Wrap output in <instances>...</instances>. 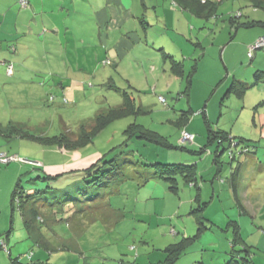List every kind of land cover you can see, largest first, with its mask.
Returning <instances> with one entry per match:
<instances>
[{
    "label": "rangeland",
    "instance_id": "1",
    "mask_svg": "<svg viewBox=\"0 0 264 264\" xmlns=\"http://www.w3.org/2000/svg\"><path fill=\"white\" fill-rule=\"evenodd\" d=\"M212 1L219 5L218 14L220 16L234 12V18L242 22L248 20L249 15H259L264 18V4H257V6L260 5L258 8L251 0ZM128 4L131 17L121 29L124 33L141 25L137 17L141 13L146 14L148 19L151 18L152 22H156V16H162L164 9L167 13L178 12V8L172 4L171 0H160V2L159 0H128ZM65 7L69 9L67 5ZM195 22L199 24L197 28L201 26L204 28L203 20ZM67 24L68 29L65 28L63 34L55 35L57 42L55 47L50 48L46 58L41 54H34L32 58L25 60L26 63L23 66L27 70L20 71L23 75L20 78L28 79L33 72V80L29 84L19 86L18 92L23 102L22 105L16 106L13 114L21 119L19 122L23 126L19 125V127L28 126L27 131L31 134L29 136L33 135L35 138L33 140L24 138L20 149L16 145L15 152L22 156V163L20 159L13 160L7 164H1L5 167L0 170L7 169L11 165L18 167L20 164L22 168H31H27L28 171L32 168H36V172L46 169L50 167V164L59 162L61 155L65 153L59 141L67 144L74 139L88 136L96 132L103 124L106 125V129L103 128L105 130L99 134L101 130H98V135L89 147V151L95 148L98 153H101L107 148L110 150L117 146L123 148L122 144L125 139L123 131L127 127H131L132 131L139 130L141 133L145 131L166 137L167 141L173 145H178L180 142L183 145L193 144L183 141L182 131L174 123L177 119L187 115L182 114V110L189 107V99L181 94L180 81L171 78L169 65L167 68L164 67V58L161 54L158 56L152 53L143 44L131 50L126 48L119 53L116 50L117 45L105 40V32H101L100 37L98 30L97 32L93 29L91 31L88 23H78L73 19ZM223 25L228 31V23L219 21L218 27L221 28ZM187 26L189 27L188 24ZM212 27L216 30V23H213ZM261 31L264 32V29L262 28ZM205 35L206 33L202 37ZM128 38L124 40L130 41L131 38ZM258 40L256 39L255 43ZM261 55L264 57L263 54ZM153 66L156 70H153ZM17 72L15 79L20 74L19 71ZM198 86L201 87L202 83L195 81L193 102ZM163 98L165 103L161 101ZM236 98L238 100V97ZM209 100L210 98L206 99V97L198 100L199 110ZM237 103L238 101H234L228 107L222 106L228 112H225L223 117L222 115L221 117L216 116L215 120L219 117V120L225 118L219 123L220 128L223 127L222 130L225 129L227 132L231 130L232 134L245 132L256 135L262 138L261 144L264 145V128L257 131L254 121L252 125L251 110H242ZM134 104L135 110L131 113V105ZM6 110L9 116L12 110L10 103ZM198 115L201 113H194V117ZM257 115L258 118L263 116L264 122V110L257 111ZM199 119L203 121L204 118L201 115ZM208 131L210 130L205 126L207 134ZM231 136H227V140H230ZM219 139L222 142L225 141L223 138ZM51 144H56V147L51 148ZM148 146L152 147V145ZM153 147L155 151L151 152L149 148L141 149L138 142H132L129 145L128 149L132 153L129 150L127 153L129 156H136L130 157L135 164L124 170L122 181L114 185V189L110 190L113 193L104 200L117 210V216L110 217L109 224L95 219L89 229L77 233L67 224L72 214V207L76 203L70 204L71 208H64L57 214L58 223L51 227V231L46 236L47 246L54 250V253H51L53 257L49 254L45 255L50 264H67L68 261L71 264H83L84 262L120 264V260L132 259L137 254H140L143 260L150 256L153 262H156L159 256H162L161 251L167 246L186 237L195 236L199 232L201 226L196 221V215L190 210L192 208L190 192L196 193L195 190H190L183 180H180L179 191H175L171 189L172 184L168 181L149 180L145 182V179L140 180L139 174L136 173V170L141 169L143 175L147 176L143 166L146 160L152 162L163 157L178 161L184 156L189 158L191 155L186 152L166 150L155 143ZM251 149L253 150V148L249 150ZM136 150L140 153L145 152L144 159L138 158L137 154L133 153ZM0 152L3 151L0 150ZM108 152L107 150L104 154ZM208 153L211 152L208 151ZM114 154L116 152L110 154L108 158H112ZM208 157L210 155H206L204 160ZM228 159L229 157L224 161ZM204 160L200 162L201 165ZM263 170L264 163L259 162L256 172V178L259 177L256 183L258 186L256 190L248 194L254 198L253 209L247 212L250 216L241 215V208L234 202H226L228 193V196L226 193L223 194L224 201L219 204L221 212L219 215L223 221L236 218L238 222L236 224L240 228L244 243L254 245L248 250L255 264H264ZM9 186L0 183V235L5 236L12 228L9 236L13 258L10 260L7 253L0 249V264H12L15 259L25 263L27 253L30 250L36 252V248H33V244L27 239L20 212L16 209L12 213L9 196L12 189L7 193ZM72 193V196L78 194L76 191ZM217 203H213V208L218 205ZM227 204L230 207H226ZM195 206H197L196 203ZM213 208H208V210L213 211ZM97 209L105 212L106 215H111V210L103 204L95 206V210ZM214 219L217 220V216L214 215ZM235 227L233 222H227L223 226H208L199 244L193 248L194 254L190 255V260L200 259L202 255H205L204 264L219 262L220 254L230 251L231 241L235 238ZM131 248L135 250L131 251ZM204 248L203 254L200 253ZM236 248L243 249L244 246L239 245ZM147 252L150 253L148 256H146Z\"/></svg>",
    "mask_w": 264,
    "mask_h": 264
},
{
    "label": "crops",
    "instance_id": "2",
    "mask_svg": "<svg viewBox=\"0 0 264 264\" xmlns=\"http://www.w3.org/2000/svg\"><path fill=\"white\" fill-rule=\"evenodd\" d=\"M19 1L0 0L1 151L6 152L10 149L6 153L17 155L15 152L16 145L20 149L19 147L24 139L20 135L17 136V134L9 136L14 132V127L22 125L19 122L21 121L20 117L13 114L16 106L18 104L22 105L23 102L18 92L19 86L29 84L33 80V72L31 73V71V76L28 79L20 78V76L23 77L20 71L27 70L23 65L34 54H41L46 58L50 48L55 47L57 42L55 35L63 34L65 28L68 27L67 23L73 19L78 23H88L91 31L92 29L95 32L98 30L100 37L102 36L101 32H105V40L115 46L117 45L116 50L119 53H122L126 48L131 50L143 44L144 47L158 56L160 54L163 56V53L159 51V49H163L166 53L171 54L176 61L182 63L183 74L179 72L176 74L170 62L166 60H164V67L167 68L169 65L171 78L180 81V92L189 99V107L182 110V114L184 112H190L189 114H191L190 121L184 129L195 134V142L192 148H203L209 143L208 138H212L213 135L217 134L232 135L231 139L246 141L257 147V151H253L254 155H240L242 152L238 154L239 148L232 149L234 146H231V142L224 143L222 144L224 146L219 147L214 141L209 147L207 146L209 150H206L205 155L197 163L198 183L196 189H192L196 193L190 192L192 195L190 198L192 208L190 210L194 208L195 203L207 202L205 218L213 227L237 221L236 218L223 221V218L219 215L221 213L219 204L224 201L223 194L228 193L229 196L227 194L228 199L226 202H234L241 208V215L250 216L247 212L253 209L252 202L254 198L248 196V194L256 190L255 188L258 186L256 183L259 181V177L256 178L257 167L259 162L264 163L262 138L245 132L232 134L231 130H228L230 132L225 129L222 130L223 127L220 128L219 123L225 118L223 120H219V118L221 115L223 117L225 112H228L222 106L228 107L234 101H238L237 104L241 106L242 110L250 109V113H253L252 125L254 121L257 131L264 128L263 116L258 118L257 115V111L264 110V81L252 87L255 71L264 72V57L261 55H264V49L256 50L252 59L248 56L250 45H254L256 39H264V32L261 31L262 28L264 29V18L262 16L249 15L248 20L245 22L236 19L228 22L226 21L227 18L203 20L192 13L181 10L177 6V13H167L164 9L163 17L156 16V22H152V19H148V16L144 13L139 14L137 17L141 25L135 26V29L131 28L130 31L124 33L121 29L131 17L128 0H30L29 10L21 9ZM251 1L256 5L259 3L264 4V0ZM171 2L173 4L174 0H171ZM65 5L69 9H66ZM58 8L60 11H58ZM196 20H203L205 22L204 28L202 26L197 28L199 24L195 22ZM219 21H226L229 30L227 31L224 25L221 28L218 27ZM213 23H216V30L212 27ZM238 23L241 24L240 26L245 25V27L237 28ZM256 23H260L261 26H257ZM204 33L206 35L202 37ZM126 37L131 38V40H124ZM8 62H13L16 66L15 74L12 77L6 74V64ZM153 70H156L155 66H153ZM17 71L20 74L15 79ZM185 75L191 76V85L187 84L188 77ZM195 81H200L202 86L197 87V95L196 98L194 97L193 102L192 94L195 92ZM233 81L247 88L237 87L238 93L235 91L227 93ZM243 88L247 90L244 95L239 96ZM205 97L206 99L210 98V100L199 110L198 100H203ZM236 97H238V100ZM253 101L255 102L251 104ZM8 103L11 104L12 108L9 116L6 110ZM194 113H201L204 118L203 121L199 119L201 115L194 117ZM217 115L220 117L215 120ZM183 119V117L179 118L174 123L178 126L182 125ZM205 126L210 130L208 134L205 132ZM20 128L17 129L20 130L19 132L25 129L23 131L30 134L27 131L28 126ZM179 129L183 130V128ZM90 146L79 151L66 153L63 162L50 164V167L46 168L48 174L54 175L63 171L87 169L104 153H98L95 148L89 151ZM208 151L211 153H208ZM206 155H210V157L204 160ZM18 156L20 157V163H22V156ZM228 157L229 159L224 161ZM202 160H204V163L201 165ZM238 165L240 169L237 168ZM20 166L11 165L7 169L0 170V183L10 185L7 193L11 189L14 190L18 177L25 170ZM145 173L148 174V171ZM11 195L12 192L9 194L10 198ZM214 202H219L215 208L212 206ZM227 206L230 207L228 204ZM208 208H213L214 212L208 210ZM214 215L217 216V220L214 219Z\"/></svg>",
    "mask_w": 264,
    "mask_h": 264
},
{
    "label": "trees",
    "instance_id": "3",
    "mask_svg": "<svg viewBox=\"0 0 264 264\" xmlns=\"http://www.w3.org/2000/svg\"><path fill=\"white\" fill-rule=\"evenodd\" d=\"M22 1L26 3V6H22ZM175 7H179L181 10L192 13L196 15L199 19L207 20L210 19H224L227 18L226 21H233L235 20L234 13L233 14H225L220 16L218 14L219 5L216 2L210 0H174ZM261 4V3H259ZM19 6L23 10H29L30 8V0H20ZM256 7L260 5H256ZM259 8V7H258ZM205 18V19H204ZM257 26H261L260 23H256ZM241 24L238 23L237 28L245 27V25L240 26ZM236 29V27H235ZM264 49V48H262ZM158 50V49H157ZM161 53H163L164 60L170 62L172 65V69L175 71L176 74L184 73V69L182 63L176 61L175 58L163 51V49H159ZM254 56V55H253ZM253 58V57H252ZM251 58V59H252ZM12 67L13 74L11 76L8 75V70ZM16 70V66L13 62H8L6 64V74L9 77L14 76ZM188 77V75H185ZM185 77V78H186ZM187 84L191 85L192 80L191 76L187 78ZM264 81V72L255 71L254 73V81L252 83V87L256 86L258 83ZM237 87H245L242 85H238L234 81L228 88L227 93H232L235 91L238 93ZM247 88V87H245ZM247 89L241 90L239 96L244 95ZM164 99V98H163ZM165 100V99H164ZM166 102V101H165ZM163 102V103H165ZM132 111L134 113L135 104L131 105ZM141 111V110H140ZM190 112H184L187 114L183 116V123L179 125V128H183L182 134L184 132H188L184 129V127L190 121ZM132 115V114H131ZM106 125L103 124L102 127H99L98 132H93L91 134H86L88 136L81 137L79 139H74V141H69V143L64 144L61 141L60 147L65 149L64 155H61V160L59 163L64 161V157L66 153L79 151L84 148L90 146L95 137L104 131ZM20 127H14V132L11 133L9 136L17 134L22 136L23 138L33 140L35 137L29 136L28 133L24 132L23 129L19 132ZM23 128V127H22ZM105 128V129H103ZM21 129V128H20ZM103 129V130H102ZM98 132V134H97ZM124 133V141H123V148L117 146V148H110L105 149L109 152L107 154L106 151L102 153L101 158H99L96 162H94L90 167L87 169H75L70 171H63L59 174H48L46 169H41L40 171L36 172V168H32V170L23 171L21 175L18 177L14 190L12 191L11 195V210L12 213L15 212L17 209L21 214L22 224L24 226V230L26 231L27 239L33 244V248H36V252L30 250L27 253V262L22 263L20 260L15 259L12 261V264H50L49 260L46 259L45 255L49 254L51 257V253H54V250L47 246V234L51 231V227L58 223L57 214L64 210V208H71L70 204L76 203L72 207V214L71 217L68 219L67 224L72 227L74 232L82 233L90 228L93 225L95 219H100L103 223L109 224L110 217L113 215L117 216V210L113 209L108 201H104L109 195L113 193L111 189H114V185H118L119 181H122L121 178L124 175V170L128 166H133V160L130 157L136 156H129L128 147L132 142H138L141 145V149H148L154 150L153 144H158L166 150L178 151V152H186L189 155V158L186 156L182 157L181 160L175 161L172 158H161L159 157L158 160H154L152 162H148L147 160L144 161L143 166L145 167V172L148 171L147 177L143 175V170H136V173L139 174L140 177L145 179V182L149 180H160V181H168V183L172 184L171 189L175 191H179V181L183 180L184 184H186L190 189H196L198 183V173H197V163L199 162L200 158L205 155L206 150L212 144V142L217 144V146L222 147L224 143L231 142V146L233 145L235 148H239L238 154L240 155H254V152L257 151V147L247 143L246 141L231 139L227 140L228 135L221 136L213 135L212 138L209 139V143L204 146L203 148H192L191 144L183 145H173L170 144L167 139L160 135L146 133L145 131L141 133L139 130L132 131L131 127H127ZM193 134L192 132H189ZM195 136V134H194ZM221 136V137H220ZM218 138H223L225 141L218 140ZM233 140V141H232ZM195 142V140H194ZM193 142V143H194ZM236 144V145H234ZM148 145H152L149 147ZM208 146V147H207ZM240 146H242L240 148ZM246 146V147H245ZM51 148H55L56 144H51ZM119 148L121 150H119ZM253 148V150H249ZM259 148V147H258ZM119 150V151H118ZM209 150V149H208ZM255 150V151H254ZM130 151V150H129ZM254 151V152H249ZM112 158H108L110 154L112 155L115 153ZM152 152V151H151ZM150 152V154H151ZM217 152V151H216ZM215 152V153H216ZM219 152V150H218ZM3 153V152H2ZM132 153V151H130ZM133 153L137 154V157L144 159L145 152H138L137 150ZM232 152L230 151V154ZM8 157L14 159H20L18 155H10L5 153ZM149 154V155H150ZM181 154V153H180ZM134 155V154H132ZM216 155V154H215ZM129 156V157H128ZM161 158V159H160ZM165 159V160H162ZM191 160V161H190ZM239 163V162H238ZM240 165V164H239ZM237 166L240 169V166ZM5 167L1 165L0 168ZM8 167V166H7ZM31 169V168H29ZM38 183V185H36ZM36 185V186H35ZM178 189V190H176ZM78 192L77 195L72 196V192ZM62 193V194H61ZM61 199H60V198ZM104 201V202H103ZM103 204L111 210V215H106L105 212L100 211L99 209L95 210V206ZM16 205V206H15ZM191 212L196 215V221L201 226L199 228V232L192 237H186L179 242H174L163 249L162 256H159V260L153 262V260L148 256L150 253H146V259H142L140 254H137L132 259H123L120 260V264H204L206 259L205 255H202V258L195 260H190V255L194 254L193 248L199 244L204 231L208 226L213 227L205 218V211L208 206V203H197ZM17 207V208H16ZM234 223L235 227V238L231 241V247L229 248L230 251L223 252L220 254L221 260L219 262H215L217 264H255L251 258V254L248 248L253 247L254 245L244 243V240L240 233V228L238 227L237 221H231ZM13 227V226H11ZM10 231L6 233L5 236L0 235V249L4 250L9 259L12 260V251L10 247ZM201 245V244H200ZM199 245V246H200ZM239 245H243V249H237L236 247ZM134 248H131V251H134ZM205 248L200 252L203 254ZM86 259V258H85ZM199 263H198V262ZM214 263V264H215ZM67 264H71L68 263ZM79 264V263H77ZM83 264H91L89 262H84Z\"/></svg>",
    "mask_w": 264,
    "mask_h": 264
},
{
    "label": "built area",
    "instance_id": "4",
    "mask_svg": "<svg viewBox=\"0 0 264 264\" xmlns=\"http://www.w3.org/2000/svg\"><path fill=\"white\" fill-rule=\"evenodd\" d=\"M22 6L23 7L26 6V3L24 1H22ZM263 47H264V39L258 40L256 43H254L253 46L250 47V51H249L248 56L250 58H252L253 55H254V53L256 52V50H258L260 48H263ZM12 74H13V70H12V67H10V69L8 70V75L11 76ZM161 101L162 102H165L164 99H161ZM182 139H183L184 142H191V143H193L194 140H195V136H194V134H191L189 132H184L182 134ZM13 160H17V159L10 158L5 153L0 152V163L1 164H7V163H9L10 161H13Z\"/></svg>",
    "mask_w": 264,
    "mask_h": 264
},
{
    "label": "clouds",
    "instance_id": "5",
    "mask_svg": "<svg viewBox=\"0 0 264 264\" xmlns=\"http://www.w3.org/2000/svg\"><path fill=\"white\" fill-rule=\"evenodd\" d=\"M255 54V53H254ZM250 58V57H249ZM251 59V58H250Z\"/></svg>",
    "mask_w": 264,
    "mask_h": 264
}]
</instances>
